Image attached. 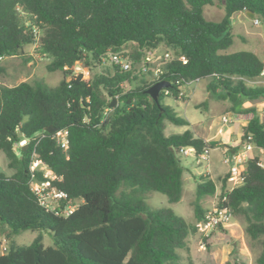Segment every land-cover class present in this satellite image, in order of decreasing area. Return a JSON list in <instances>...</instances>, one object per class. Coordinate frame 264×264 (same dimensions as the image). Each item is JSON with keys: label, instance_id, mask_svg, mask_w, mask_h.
<instances>
[{"label": "trees", "instance_id": "16d2710c", "mask_svg": "<svg viewBox=\"0 0 264 264\" xmlns=\"http://www.w3.org/2000/svg\"><path fill=\"white\" fill-rule=\"evenodd\" d=\"M215 1L225 11L219 22L204 17V8ZM247 12L264 25V0H0V60L21 56L26 46L36 44L50 59L48 72L63 73L55 87L42 79L13 87L0 84V152L13 170L10 177L0 173V230L7 229L9 240L0 264L181 262L180 251L208 211L202 201L216 194L215 182L199 179L194 224L171 208H148L145 200L157 192L170 204L180 202L185 168L176 150L191 147L200 153L215 144L191 130L167 136V122L190 123L165 99H183V86L209 79L211 96L229 101L237 116H250L241 145L228 146L230 151L238 152L247 142L264 149V122L255 108H243L245 102L264 99V86L247 84L260 76L264 61L250 51L226 53L234 44L232 18ZM159 48L176 60L158 81L150 75L132 77L116 66L90 74L109 51L128 49L140 62L147 51ZM79 63L89 74L71 77L68 69ZM125 81L137 85L124 92ZM160 81L171 86L161 91L157 103L147 90ZM116 96L118 105L105 115L109 97ZM49 127L68 132L67 150L55 132L46 131ZM24 140L27 148L17 149ZM35 155L61 179L53 184L67 201L78 203L69 217L46 211L31 191ZM229 177L221 187L224 205L243 220L246 237L259 241L264 237L260 158L250 157L243 184L225 192ZM26 231L38 235L30 245L18 246L13 238ZM44 233L53 246H44ZM260 244L256 264H264V241Z\"/></svg>", "mask_w": 264, "mask_h": 264}, {"label": "rangeland", "instance_id": "374dc122", "mask_svg": "<svg viewBox=\"0 0 264 264\" xmlns=\"http://www.w3.org/2000/svg\"><path fill=\"white\" fill-rule=\"evenodd\" d=\"M225 15V11L222 8L221 3L215 1L212 6H206L204 8V17L213 22H219ZM234 44L228 49L226 53L231 54L239 51H251L252 49H258L260 46L259 40L264 38V25H254V19H250L246 15H242L241 18L234 16L231 20ZM262 44V43H261ZM256 49V50H257ZM128 52V49H124ZM159 53L164 52L163 48H159ZM261 56V55H260ZM50 59L43 55L36 44L28 45L24 48V53L21 56L8 57L0 60V84L13 87L23 82H32L35 79L44 80L49 86L55 87L63 79L62 72L50 73L47 70V64ZM112 70L113 65L107 60L103 64H99L94 67L90 74L103 72L105 70ZM209 79L187 84L182 87L183 99L175 100L173 98H166L165 103L174 108L178 116L186 119L191 124L190 126H175L167 122L166 135L180 134L186 130L195 129L199 132L198 137H209L213 134H219L220 140L215 144L214 148H211V160L212 158L220 154L221 158L227 162L226 166L222 169L209 171L206 163H198L194 157L183 156L177 154V157L181 165L185 168L184 171V189L183 196L180 202L170 204L165 195L152 192L147 195L145 205L151 209L171 208L177 215L184 217L189 223H195V199L197 184L202 177L206 180L215 182L218 192L223 185V179L228 174L230 165L228 166V156L230 153V145H241L240 138L242 137V129L246 125L250 116L239 115L230 112L231 103L229 101L218 100L211 96L207 91ZM249 86H254L251 83H247ZM137 83H131L129 88H133ZM243 108H255L261 120L264 122V99H259L252 102H245ZM235 116L236 119H235ZM232 117L233 120L228 124L223 123V118ZM240 140V141H239ZM27 144V141L24 145ZM21 145L16 146L19 149ZM259 149L249 157L261 156L264 160V151ZM257 156V157H259ZM8 161L6 156L0 152V173L7 177L12 176L13 170L8 168ZM215 197H206L202 201L203 208L209 209ZM1 233L7 231L6 228H2ZM214 234H219V238L223 240L234 239L238 243L253 244V257L250 259L249 264H256V255L259 254L262 249L260 241H264V237L259 241H252L245 235V223L240 218H234L230 224V227L224 231H217ZM5 235V234H4ZM38 233L30 231L23 232L14 237V241L18 246H28L36 238ZM43 243L45 247L53 246V241L48 233L43 234ZM198 236V235H197ZM199 240V237H198ZM206 252V251H205ZM252 260V261H251Z\"/></svg>", "mask_w": 264, "mask_h": 264}, {"label": "built area", "instance_id": "2783aa9c", "mask_svg": "<svg viewBox=\"0 0 264 264\" xmlns=\"http://www.w3.org/2000/svg\"><path fill=\"white\" fill-rule=\"evenodd\" d=\"M260 22L257 19H254V25H259ZM109 61L113 66L119 68L122 73H129L131 76H140V75H150L151 81H158L160 77L165 72V66L174 60L176 57L170 52L159 53L158 50L153 52H146V55L140 62L136 61L129 52L124 50L119 52L109 51L103 55L100 59V63L103 64L105 61ZM178 60L186 63L185 57H180ZM71 77H78L79 75H88L89 70L85 68L81 63L75 65L71 69ZM200 82V80L193 81ZM252 85L264 86V68L261 71L260 76L254 81H247ZM129 81H125L122 84L124 92L131 90ZM182 96V93L180 94ZM119 96H116L115 99L109 97V102L115 100L116 106L118 105ZM112 108L109 106L104 110V114L107 115ZM236 119V117H235ZM233 120L232 117L223 118V123L228 124ZM54 138L61 145L64 150L68 149V132L63 130H57L55 132ZM251 139V138H249ZM26 140L20 143L21 146H24ZM256 147L247 142L242 146V148L230 155L228 157L229 162V171L230 174L227 188L225 192H231L235 188L241 186L244 182L243 172L247 160L250 158L249 154ZM177 154L194 157L198 163H206L208 169L211 167V149L205 147L204 150L200 153H197L195 149L191 147H183L176 150ZM31 170V181L30 188L33 194L37 197L38 202L41 207L46 211L54 213L57 216L69 217L72 215L78 208V203H70L67 201V195L59 190L53 182H60L59 179L50 168L44 164L40 159L35 155L33 162L30 167ZM38 174L41 175V179L38 178ZM215 201L212 206L205 213L202 220L196 223L197 235L199 237V249L201 251L208 250V242L212 235L217 231H223L227 229L232 220L234 219L233 211L230 207L225 206L224 203L227 201V197L222 192V189L218 192L216 189ZM9 252V240L7 237L0 231V257L6 255Z\"/></svg>", "mask_w": 264, "mask_h": 264}, {"label": "crops", "instance_id": "0c3cea01", "mask_svg": "<svg viewBox=\"0 0 264 264\" xmlns=\"http://www.w3.org/2000/svg\"><path fill=\"white\" fill-rule=\"evenodd\" d=\"M242 15H246L248 17L247 13H238L235 16H237V18H241ZM258 40H259L260 46L258 47V49L256 48L257 50L252 49L250 52L255 53L257 56H259L264 61V38L258 39ZM248 121L249 119L247 120V123ZM192 132L194 133L195 137H198L197 136V133L199 132L198 130L195 129ZM199 138L204 139L206 142H213V143H217L220 140L219 134H213L212 136H209V137H199ZM230 146H232L233 148L237 147L236 144L230 145ZM258 150L259 149L255 148L253 151L250 152V154ZM261 151H264V149H262ZM232 154L233 153L230 151L229 156ZM257 156L259 155L257 154ZM259 158L261 160V165L264 167V160L261 158V156H259ZM226 164L227 162H225V160L221 158L220 154H217L211 160V167L209 171L211 169H215V170L222 169L223 167L226 166ZM228 166H229V163H228ZM218 235L219 234L212 235V237L210 238L208 242L209 245H208V250L206 252L201 251L199 249V246H198L199 240H198L197 234L190 236L187 240L186 249L180 251L182 255V260L179 264H226L228 262L231 264H249L250 262L249 257L250 259H252L251 257H253V251H254L253 244H249V247H248V245L245 242L238 243L234 239L231 240L230 238L227 240H223L219 238ZM257 256L258 254L256 255L255 258H257Z\"/></svg>", "mask_w": 264, "mask_h": 264}, {"label": "water", "instance_id": "95a60500", "mask_svg": "<svg viewBox=\"0 0 264 264\" xmlns=\"http://www.w3.org/2000/svg\"><path fill=\"white\" fill-rule=\"evenodd\" d=\"M247 15L248 17H250L251 19H254L255 18V15L253 13H250V12H247ZM171 86L170 83L166 82V81H160V82H157L156 84H154L151 88H149L147 90V94L157 103H159V95L161 93L162 90L164 89H167ZM116 101L113 100L111 101L110 103V107L111 108H114L116 107ZM58 129L56 128H52V127H49L46 129L47 132L49 133H54L56 132ZM27 148V145H24V149Z\"/></svg>", "mask_w": 264, "mask_h": 264}]
</instances>
